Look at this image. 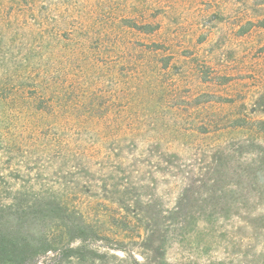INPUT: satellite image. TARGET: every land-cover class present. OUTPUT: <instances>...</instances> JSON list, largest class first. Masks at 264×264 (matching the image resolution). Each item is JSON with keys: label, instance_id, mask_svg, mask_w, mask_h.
<instances>
[{"label": "rangeland", "instance_id": "obj_1", "mask_svg": "<svg viewBox=\"0 0 264 264\" xmlns=\"http://www.w3.org/2000/svg\"><path fill=\"white\" fill-rule=\"evenodd\" d=\"M241 119L264 122V0H0L1 199L30 182L67 196L97 231L80 260L26 264H264L263 224L196 227L179 213L228 208L193 200L170 215L185 187L207 192L216 126ZM221 139L247 141L249 162L212 165L218 196L248 191L263 202L242 211H264V161L250 163L264 136L248 125ZM118 199L163 214L155 238L111 226ZM1 221L34 237L45 226L40 214Z\"/></svg>", "mask_w": 264, "mask_h": 264}, {"label": "trees", "instance_id": "obj_2", "mask_svg": "<svg viewBox=\"0 0 264 264\" xmlns=\"http://www.w3.org/2000/svg\"><path fill=\"white\" fill-rule=\"evenodd\" d=\"M138 30L143 32H150V26L138 27ZM41 101V108L49 103ZM41 108L37 110H41ZM243 122V123H237ZM250 126V131L259 136H264V122H251L249 119L234 120L230 127L224 129L223 125H217L216 127H222L216 134V145L209 148L207 155L204 153V158L208 155H212L211 158L214 164H209L208 167L203 170L206 171V178L204 179L203 186L207 187V192L203 195L199 194V197L191 193V190L185 187L183 192L177 197L176 205L178 207L170 215H178L177 209H187L190 206V201L193 200L196 203H200L203 208L221 206L222 208H228L223 213H218L214 209L210 213H203L188 217L184 212L179 214L186 220H191L197 227L198 222H208L210 224H217L218 221H241L244 225L255 227L256 225H264V211L251 213L242 211L243 208L256 206L263 200L252 197L248 191L240 193L237 198L228 199L225 193H220V197L215 190L217 182L209 179L212 173V165L235 161L237 165H245L248 163L247 158L242 155V148L247 145V141L236 143V139L222 140L221 137L225 132H234V130H242L247 126ZM204 130V129H203ZM198 134L208 136V131L199 132ZM259 149L257 155H253L250 163L254 165H260L264 161V148L257 141H254ZM178 153H174V157L178 156ZM224 165H219L223 168ZM202 170V171H203ZM201 171V172H202ZM235 177L239 179H247V175H240L239 172L234 173ZM225 178L228 175H223ZM184 182L183 184H185ZM199 182L198 184H200ZM253 188H257L256 183H252ZM259 189L264 190V185L259 184ZM185 192V193H184ZM191 193L192 197L188 193ZM184 193V194H183ZM0 195V224L4 217L10 216L14 213V216L20 218V216L28 217L32 214H40L45 219L44 228L39 231L38 235L34 237L29 231H15L7 227V224L0 225V264H26L27 260H33L38 256H46L48 253L60 254L66 259L80 260L83 258V252H85V244L92 236H96L97 231H94V223L92 224L89 219V214L85 213L80 207L73 205V202L68 199L67 196L57 195L50 189H37L33 187L32 183H26L19 189H13L10 191V196L7 199H1ZM119 206L112 208L109 212L108 219L112 227L123 232H136L140 237L144 234L146 238H155L159 231L164 216L162 213L156 214H141L133 211L131 207L133 205L124 201V199H118ZM231 208H235L232 211ZM83 210V211H82ZM122 212V213H121ZM93 232H95L94 235ZM77 244L74 246V244ZM123 252V251H122Z\"/></svg>", "mask_w": 264, "mask_h": 264}]
</instances>
